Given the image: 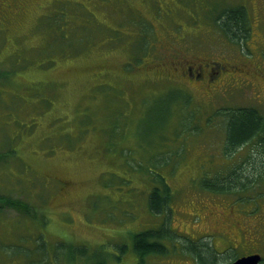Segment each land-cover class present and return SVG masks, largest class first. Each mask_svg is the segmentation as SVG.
I'll list each match as a JSON object with an SVG mask.
<instances>
[{"label":"rangeland","instance_id":"1","mask_svg":"<svg viewBox=\"0 0 264 264\" xmlns=\"http://www.w3.org/2000/svg\"><path fill=\"white\" fill-rule=\"evenodd\" d=\"M235 6L248 18V33L237 40L212 22ZM82 29L92 46L69 55ZM181 65L195 77H177ZM172 89L188 98L175 101ZM25 94L42 112L54 104L49 96L61 100L49 124L76 134L59 142L47 133L36 134L39 143L20 138L17 119L35 121L23 110L32 102ZM247 105L264 113V0H0V114L9 119L0 117V150L9 141L16 150L1 161L0 191L39 212V219H22L15 208L1 212L0 264H136L131 233L167 218L188 237L214 233L222 220L245 222L227 234L232 247L213 240L223 252L217 260L231 264L257 251L264 264V177L251 173L250 198L194 187L201 163L226 159L223 116L212 111ZM161 177L173 197L158 214L147 207V185ZM241 228L251 244L241 241ZM164 240L170 254L149 255L148 264L199 263L181 243Z\"/></svg>","mask_w":264,"mask_h":264},{"label":"trees","instance_id":"2","mask_svg":"<svg viewBox=\"0 0 264 264\" xmlns=\"http://www.w3.org/2000/svg\"><path fill=\"white\" fill-rule=\"evenodd\" d=\"M123 4L127 5L128 7L129 5H131L129 1L124 2ZM212 22L214 24H217L218 28H220L223 32L225 31L226 35L233 40H237L240 37H245V35L248 33L247 31L248 18H246V10L243 9L242 6H235L232 8L225 9L217 17L212 18ZM81 31L84 32L85 37H82L79 40H77L76 42L77 45H75L76 48L74 50H71L69 55L72 56L79 55L92 46L90 42L87 41L89 40L86 37L88 30L82 29ZM17 34H23V31H17ZM137 44L138 43H136L135 46ZM82 47H84L85 49L84 51L80 52V49ZM7 55L3 54L4 60L6 59ZM16 55H18L17 52L11 53L8 59L12 60ZM135 58H136V54H135ZM181 66H182L181 71H178V67L174 66L177 77L180 78L185 76L195 77L194 73L191 74V69L189 67H185L184 65ZM197 73L198 72H196L195 75L198 76ZM11 74L12 72L8 73L9 78ZM19 84L22 86L21 83ZM31 85L32 84L28 82L26 83L25 86L27 87V89L25 92H27V90L31 87ZM170 91L176 92L177 96H175V101H178L182 98H188L185 94H183L184 93L183 91L182 93L178 89H172ZM27 97L32 102L30 104L24 103L23 110H25L28 113H31V115L35 118V121L32 122L28 121L26 123V121L23 119L22 120L17 119V121H21V123L19 122V124L21 125L16 133L19 134L20 132H24L22 134L24 135V137L20 136V138L27 141L31 140L33 143H39L40 142L39 140L42 139L39 138L38 140H36L35 138V136H37L36 134L41 133L40 135H43L47 133V135L49 134L50 138L57 139V141L54 142H59L63 139H66V137L70 134L69 132H71V134H76L75 132L70 131L68 128L63 130L62 127L60 128L57 127L55 130H52L54 126H51L49 124V122L53 119V117L58 116V114L60 113L59 111L61 108L58 105V102H60L61 100H57L55 97H53V95L49 96V98L54 102V104L51 108L42 112L39 109H37L34 105H32L35 102V100L29 95H27ZM30 105H32V107ZM219 112L223 116V121L221 122L222 123L224 122V124H222V127L224 126L225 128V130L222 129L221 131L222 136L219 142L222 143L221 150L223 154L226 156V159L222 160L223 162L221 163L214 162L215 165H212L209 162L201 163V171L198 175L199 179L197 177V180L194 182L195 183L194 187H197V190L200 188L204 191L213 192L215 194L217 193L220 194L228 193L229 195L238 194L240 198H250L248 192L251 186H253L255 183V178L251 177V173L255 174L258 172L261 175V178L264 177L263 174L264 172V113L261 112L258 106L247 105V106H240V107L238 106L233 108H223L221 110H214L212 111L211 116H213L214 114L218 115ZM0 117L3 121L9 122L8 121L9 119L8 120L3 119L2 114H0ZM210 120L212 119L210 118ZM64 131H67L68 134L66 133L67 135L66 134L63 135ZM12 134L13 132H11V135ZM27 135H29L30 137H28ZM8 136H9V131L7 127L2 134V137L7 140L9 139ZM42 142H43L42 144H48V142L44 141V139ZM7 145L10 146L7 147L6 149L0 150V167H2V163L4 161L9 159V154L13 152L14 155V153L16 152L15 148L12 146V141H9ZM254 145L257 150L256 152H253L252 150ZM60 148L61 147H59V149ZM244 151L247 152L248 154L247 155L244 154ZM253 154L259 155L261 157L258 158L259 160L254 162L252 161ZM19 157L20 159L22 158L20 156V153H19ZM162 161L163 159L156 160V165L162 164ZM223 165H227V167L223 169ZM145 170L147 171V173H149V171H152V168L148 167ZM246 173H248V175H246ZM165 178L166 177H161L157 179V181H159L158 184V183H154L155 177L153 178L151 177V179H153L154 182L151 181L150 184L147 185V188L151 190L150 202L149 203L147 202V207L149 211L161 214L165 212L167 207H170L169 205L173 197V193L171 190V186L167 184L168 181ZM148 180H150V178H148ZM231 207H233V205H231ZM5 208L17 209L19 212L22 213V217H21L22 219L24 216L27 217L32 216L36 219H39L38 216L39 212L36 209V207L32 206L31 204L20 198L14 197L12 194L0 191V218L6 217L4 214H1V212ZM170 208H168V210H170ZM239 212L241 213V215H244L243 211H239ZM195 215L200 218L201 216L200 208H197V212L195 213ZM42 219H43L42 222L47 224L48 221L44 218V216L42 217ZM167 219L160 222V225L158 227L151 226L147 229H143L131 233V238H132L131 249L137 256L136 264H148L147 257L149 255L160 254L161 256L165 254L166 255L170 254L171 245H169L168 242H166L164 239L171 240V244H173L174 246H177L179 245V243H181V245L183 246L182 248L186 249L188 252L189 251L192 252V255L196 257V260H198L199 262L198 264H206L210 262L208 258L210 256L205 258L204 256L205 253H210L214 255L216 257V261H214L216 263L214 264H220L217 258L219 257L218 255L223 254V252H220V250H218L216 247L213 248V244H215L213 240L218 236L217 238H219V240H221L225 245H227L228 248L232 247L230 244L231 242L230 236H228L227 234L230 233L232 229L235 230V228H237L240 224L245 223L242 222L240 224H236V222H234L233 224H231L224 222L222 220V222H219L218 224V217H216L214 221L218 225H221L222 228H217V226H215L213 228L214 233H207V234L205 233L193 234V232L189 231L190 233L188 232L187 234L194 235V237L192 236L188 237L184 235L185 231L184 232L183 230L182 232L178 231L177 227L176 228L174 227L175 229H173L172 227L174 225H172L171 222L168 221ZM246 232L247 229L243 230V228H241V241H246L245 243L251 244L249 240H247L248 238L245 236ZM206 238L211 239L212 243L211 244L208 243L209 240H207ZM128 247H129L128 244H123V246L120 247L121 252L123 253L124 251H126ZM247 249L253 250L250 248ZM92 252L94 254H97L98 250H94ZM250 253L252 254L258 252L253 251ZM195 264L197 263L195 262Z\"/></svg>","mask_w":264,"mask_h":264},{"label":"water","instance_id":"3","mask_svg":"<svg viewBox=\"0 0 264 264\" xmlns=\"http://www.w3.org/2000/svg\"><path fill=\"white\" fill-rule=\"evenodd\" d=\"M262 257L259 253L242 256L234 260L231 264H259Z\"/></svg>","mask_w":264,"mask_h":264},{"label":"flooded vegetation","instance_id":"4","mask_svg":"<svg viewBox=\"0 0 264 264\" xmlns=\"http://www.w3.org/2000/svg\"><path fill=\"white\" fill-rule=\"evenodd\" d=\"M190 69H191V67H190ZM193 73H194V72H193L192 69H191V74H193ZM197 74H198V76H199V77H198L199 80H201L202 73H201L200 71H198Z\"/></svg>","mask_w":264,"mask_h":264}]
</instances>
